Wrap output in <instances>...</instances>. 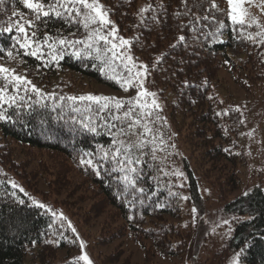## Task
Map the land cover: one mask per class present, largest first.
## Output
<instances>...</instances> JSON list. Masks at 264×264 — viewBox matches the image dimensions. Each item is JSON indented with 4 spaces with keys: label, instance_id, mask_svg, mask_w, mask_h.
Returning <instances> with one entry per match:
<instances>
[{
    "label": "trees",
    "instance_id": "1",
    "mask_svg": "<svg viewBox=\"0 0 264 264\" xmlns=\"http://www.w3.org/2000/svg\"><path fill=\"white\" fill-rule=\"evenodd\" d=\"M102 1L110 9V16L118 24L121 33L134 41L131 49L134 57L144 60L152 67L156 58L163 55V61L152 68L148 77L150 84L161 92L167 90L174 94L177 107L169 117L173 116L179 131L186 133L187 136L183 138L187 145L190 144L195 155L200 154V149L203 148L206 161L216 164L215 168L220 166L225 170V173L219 171L218 180L211 183L219 192V197L226 199L223 210L233 223L232 234L221 253L225 257H231L239 252L241 264H264V188L256 186L227 200V196L241 183L237 165L243 163L246 156L242 145L240 149L242 141L238 133L244 126V120L245 124H258L260 119L264 120V103L253 106L249 111L246 110V105L236 106L234 108H239L240 111H235L226 104V99L220 96L215 85L217 68L223 67L221 60L230 58L229 48L238 45L250 49L254 53V62L260 65L264 64L261 60H264L263 47L248 41L247 32L238 34L233 31L225 16H218L226 27L215 40L211 36L206 39L203 35L194 39L189 29L178 30L177 24L188 23L187 18L179 21L173 18V13L182 11L180 0ZM158 3H163L167 8V16H162L159 24L149 22L147 27L140 26V9L149 4L155 7ZM217 3L221 9L228 7L226 0H217ZM13 10L23 12L25 18L31 19L30 10L24 8L19 0H5L0 5V24L15 19L12 16ZM151 15L152 13L145 14L146 17ZM47 31L59 32L64 36L76 32L78 38L84 35L82 30H76L75 25L69 28L58 20H49ZM204 31H215V27H207ZM179 35H186V49L177 45ZM137 37L138 43L135 42ZM11 43L8 33L0 34V47L9 49ZM172 45L177 47L173 49ZM6 59V54L0 53V61ZM14 59L16 64L10 68L26 75L44 93H54L57 99L54 102L45 96L41 103L47 107H41L37 103L31 109L27 106L16 109L5 105L3 110L9 119L0 120V136L11 140L15 148L47 152V158L54 166L57 191L63 190L65 194L72 196L71 193L81 187L82 192L95 195L93 206L87 209L90 215H102L111 209V219L119 218L121 222L113 231V237L107 241L108 244L125 236L131 237L142 243L151 257L169 258L175 255L181 259L175 264H184L183 259L190 250L192 235L187 232L189 228L184 223L178 194L173 189L169 176L165 174L169 168L165 161L174 160L176 156L174 144L177 139L168 138L170 125L167 124L168 118L163 111L161 116L166 118V123L162 131L169 146L165 151L157 152L156 160L151 156H143L142 163L135 165V187L124 182V173L105 170L112 167L108 163L100 164L101 171L97 175L92 166L81 164L80 161L91 158L94 163L99 162L102 150L110 151L113 148L112 135L94 115L97 108L95 104L90 105L93 109L91 123L97 131L90 132L80 123L81 120L89 123L86 117L90 113L83 111L84 105L73 104L68 100L60 102L61 96H82L75 94L71 90V83L64 82L63 77L66 71H72L113 90H120L119 84L100 70L97 61L85 57L77 59L65 55L58 65L42 63L31 56L18 55ZM181 60L184 63H179ZM129 98L131 95L118 99ZM32 99L40 100L37 96ZM54 103L57 105L56 111L52 110ZM73 107H80L81 111L73 112ZM188 111L194 123L183 126V130V121L178 119V115L183 116ZM248 112L252 116L247 117ZM245 135L247 131L242 140ZM86 152L94 155L84 156ZM7 157L2 156L0 159V264H25L26 257L32 250L42 264H85L83 260H78L81 257L80 243L67 219L60 217L58 212L33 197L29 191L20 192V187H12L5 166L13 165L14 160L10 161ZM184 170L188 177V198L197 206L202 200L198 185L202 177L198 170L193 171L187 163ZM21 200L23 203H20ZM33 200L46 207H38ZM143 242H148V247ZM116 252H113L115 256L118 254Z\"/></svg>",
    "mask_w": 264,
    "mask_h": 264
},
{
    "label": "snow or ice",
    "instance_id": "2",
    "mask_svg": "<svg viewBox=\"0 0 264 264\" xmlns=\"http://www.w3.org/2000/svg\"><path fill=\"white\" fill-rule=\"evenodd\" d=\"M4 3L5 0H0V5ZM19 3L30 10L31 19L25 18L23 12L17 13L13 10L12 16L15 19L0 24V34L8 33L12 41L9 49L0 47V53L6 54L9 60L23 55L34 57L42 63L58 65L65 55H71L77 59L85 57L97 61L100 70L105 72L108 78L115 80L124 92H135V95L127 100L91 94L59 97L60 102L68 100L73 104L84 105L83 111L90 113L86 117L89 123H85L84 120L80 123L90 132L97 131L91 123L93 109L90 105L95 104L97 108L94 115L103 122V127L113 138V148L110 151L102 150L99 162L94 163L93 159L89 158L81 159L80 163L92 166L97 175L100 174L101 163L111 164V169L105 170L124 173V182L135 187L137 182L135 165L142 163L143 156H151L153 160H156L157 152L165 151L169 146L162 131L166 118L161 116L163 107L159 103L158 93L146 87L152 68L163 61V55L156 58L152 67L137 62L131 53L134 41L119 35V28L110 19V9L101 0H19ZM226 4L228 7L221 9L217 0H180L182 11L173 13V18L177 21L187 18L188 23L177 24V28L181 31L189 29L194 39L203 35L206 39L211 36L215 40L222 35L226 27L218 16H225L230 21L233 31L238 34H243L252 27L259 29L255 34L247 31L246 39L253 43L264 44V24L250 14L245 7L246 0H226ZM146 13H152V15L146 17ZM138 15L140 26L147 27L149 22L159 24L161 17L167 16V8L163 3H158L155 7L149 4L141 8ZM49 20H58L69 28L75 25L76 30H82L84 35L78 38L76 32H70L68 36L59 32L49 33L47 31ZM210 26H214L215 31L205 33L204 29ZM135 42H139V37ZM177 45L185 49L188 47L186 35L178 36ZM177 45L171 47L175 49ZM117 61L119 64L116 63ZM179 63L182 64L184 61L181 60ZM117 68L121 71H117ZM33 96L39 97L40 100L32 99ZM45 96L54 102L57 99L54 93L46 94L36 87L26 75L0 65V120L9 119L3 110L5 105L9 108L21 109L27 106L31 109L34 104L40 103L41 107H47L46 104L41 103ZM56 108L57 105L54 103L52 110L56 111ZM72 111L79 112L81 108L73 107ZM235 111L240 109L236 108ZM248 135L252 134L248 133ZM93 155V153H84L87 157ZM172 174L177 177L183 176L179 170H174ZM12 187L18 186L13 182ZM19 191L24 192V189L19 188ZM140 191L142 192L143 189ZM24 194L27 195V193ZM32 202L40 208L46 207L35 200ZM20 203H23V200ZM192 211L196 212V209L193 208ZM60 215L63 217L62 213ZM72 231L75 232V228H72ZM80 247L82 249L85 247L82 240ZM78 260H83L85 264H92L86 252ZM233 264H241L239 254L233 257Z\"/></svg>",
    "mask_w": 264,
    "mask_h": 264
},
{
    "label": "rangeland",
    "instance_id": "3",
    "mask_svg": "<svg viewBox=\"0 0 264 264\" xmlns=\"http://www.w3.org/2000/svg\"><path fill=\"white\" fill-rule=\"evenodd\" d=\"M101 2L104 3L102 0ZM245 7L261 24H264V0H246ZM110 19L115 22L111 16ZM115 24L118 27L116 22ZM247 31L255 34L259 29L252 27ZM119 35L129 39V36L122 34L120 29ZM256 44L264 49V44ZM131 53L133 55L132 51ZM229 55L230 58H225V61L221 60L220 63H223V67L217 68L215 85L218 87L220 96L226 99V104L233 108L246 105V110L249 111L253 106L256 107L264 103V64L259 65L256 61L254 62V53L248 48L245 49L244 46H232L229 48ZM134 58L137 62L146 64L144 60ZM14 60L0 61V65L10 68L16 64ZM261 60L264 63L262 58ZM116 63L119 64L118 61ZM117 71H121V69L117 68ZM63 80L68 84L71 83V90L75 94L115 98L135 95L134 91L124 92L121 88L113 90L72 71H66ZM146 87L150 91L158 93L163 114L168 118L167 124L170 125L168 138L176 137L178 141L174 144L176 153L174 160L165 162L169 165L166 173H168L169 180L174 185L173 189L179 197L184 223H187V229L189 228L187 232L190 236L192 235L190 250L183 262L184 264H233V257L239 252L231 257H225L221 253L228 237L232 234L233 223L231 217L223 210L226 199L222 200L219 197V192L211 186L214 180H218L219 171L225 173V170H222L220 166L215 168L216 164L206 161L207 156L203 148L200 149V154L195 155L190 144H186L183 138L187 136L186 133L179 131L173 116L169 117L171 111L173 112L177 107V99L174 94L167 90L161 92L159 88L150 84L149 78ZM168 104L172 106V109ZM244 112H246L245 109ZM250 116L252 113L248 112L247 117ZM190 117L189 111L188 114L185 112L183 116L178 115V119L183 121L181 127L188 126L191 122L194 123ZM260 120L258 124L253 122L245 124L244 120L245 132L243 133L242 128L238 133V137L242 141L239 146L242 145L246 156L243 158L245 161L237 165L241 183L227 196V200L256 186L264 188V120ZM182 129L184 130V127ZM246 131L247 135L242 140ZM248 133L252 135L249 136ZM2 156H8L10 161L14 160L13 165L5 166L7 177L11 183L14 182L18 187L29 191L33 197L53 208L58 214L62 213L63 218H66L71 225V229L75 228L78 242L80 243L82 240L85 244L83 249L80 247L81 256L86 252L92 264H175L181 260L179 256L175 255L169 258L151 257L150 253L145 251L141 245L142 243L134 241L131 237L125 236L108 244L107 241L113 237L112 233L117 229V225L121 222L120 219H111V209L106 210L107 212L102 215H90L87 209L93 206L95 195L82 192L81 187H77L71 193L72 196L65 194L63 190L57 191L54 166L47 158V152L15 148L11 140L0 136V159ZM184 162L193 171L198 170V174L202 177L198 181L202 200L197 206L192 204L188 198V177L184 170ZM174 170H179L183 176L173 175ZM183 197H187V199H183ZM193 208L196 209V212L192 211ZM143 243L145 244V242ZM146 244L148 245V242ZM147 245L146 247H148ZM114 250L118 252L116 256L113 254ZM25 264L42 263L32 250L27 255Z\"/></svg>",
    "mask_w": 264,
    "mask_h": 264
}]
</instances>
